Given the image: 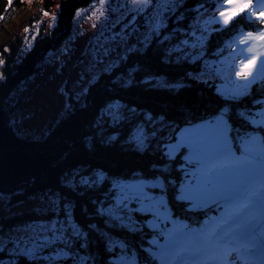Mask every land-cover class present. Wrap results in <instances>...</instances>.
<instances>
[{
	"label": "trees",
	"instance_id": "trees-1",
	"mask_svg": "<svg viewBox=\"0 0 264 264\" xmlns=\"http://www.w3.org/2000/svg\"><path fill=\"white\" fill-rule=\"evenodd\" d=\"M99 1L0 0V32L9 35L7 49H0L5 57L0 194L10 195L13 204L49 200L37 210L0 220V242L14 229L67 215L75 225V231L68 229L61 240L31 255L19 252L12 240L1 244L0 264H164L166 259L174 264L177 253L187 254L182 249L204 237L210 223L212 233L221 230L236 204L225 199L199 208L183 200L194 165L185 148L174 155L169 146L177 144L185 128L219 116L230 123L235 146L221 160L244 156L246 146L264 145V75L248 84L236 76L235 59L238 41L264 29L260 7L254 9L257 16L245 11L224 26L217 18L227 0H174L159 33L102 71L82 97L71 96L65 115L43 138L15 133L6 109L10 94L37 71L33 65L43 54L66 42L76 13ZM44 13H55L53 25L41 26L22 55V31L35 28ZM210 61H218L223 71L209 67ZM224 83H236L245 92L225 97L220 91ZM138 181L159 183L148 191L167 201L164 224L138 203L120 217L107 211L115 204L119 184ZM180 231H185L181 238H173ZM168 241L178 249L173 256L160 248ZM221 250L222 256L214 254L212 261L231 264L236 253L230 246ZM252 260L244 255L240 264Z\"/></svg>",
	"mask_w": 264,
	"mask_h": 264
},
{
	"label": "rangeland",
	"instance_id": "rangeland-1",
	"mask_svg": "<svg viewBox=\"0 0 264 264\" xmlns=\"http://www.w3.org/2000/svg\"><path fill=\"white\" fill-rule=\"evenodd\" d=\"M251 2L253 10L259 7L257 0H251ZM173 3L174 0H147L146 3L144 0H103V2L101 0L88 8L79 10L75 16L72 32L66 42L59 49L48 52L46 55L43 54L41 62L37 61L33 65V67H37V71L26 79H22L16 90L7 99L6 109L14 132L19 136L31 139L43 138L51 127L65 115L70 105L71 96L76 99L82 97L87 92L89 85L102 71L111 69L128 53L137 50L139 45L145 44L153 34L159 33L164 25L165 14ZM228 8L230 5L227 3L224 11ZM245 11L250 12L245 8L243 11L235 13L227 25L223 23L220 16L217 19L224 26H228ZM258 11L260 13L261 9ZM55 13H44L43 19L35 28L27 27L22 31L19 48L22 55L33 46L41 26L47 29L53 25ZM15 21L18 22V20ZM9 32L11 33V31ZM260 32H264V29L258 33H252V35L257 36ZM247 35L237 43L236 71L240 70L241 62L247 65L249 60L255 56L256 64L253 73L247 79L248 84H253L264 75V70L261 69V61H264V47H262L264 43L262 40L245 39ZM8 37L9 35L4 30L0 32V49H7L5 43ZM198 42L201 45L204 40H200L199 37ZM249 48H254V51L248 52ZM207 65L214 68L217 73L223 71V66H220L218 61H210ZM4 67L5 57L0 51V81L4 79ZM220 91L225 97H237L243 94L245 89L236 83H224L220 86ZM225 139L232 154L235 151V146L231 138V125L225 117L219 116L211 121L185 128L180 133L177 144L169 146L174 155L185 148L187 160L194 165L190 177L192 181L183 188L182 195L183 200L193 203V207L205 208L219 201L227 200L225 193L245 175L243 170L225 173L218 176L212 186L207 185L206 172L210 162L209 154L218 143H224ZM243 143H248V141L244 140ZM249 149L258 150L260 147L255 145ZM236 158L241 161L245 159L244 156ZM158 185L159 183L146 181L119 184L116 188L115 204L108 207L107 211L113 216L120 217L131 209L132 204L138 203L140 209L154 213L164 224L169 219L167 201L164 197H156L148 191L149 188ZM194 192L201 194L193 196ZM48 201L39 197L13 204L10 203V195L0 194V220L26 210H37ZM250 215L260 216L261 214L258 210H254ZM231 222V218L224 221L221 230H217L215 233L227 229ZM52 224H55L58 229L56 236L59 238L56 241L61 240L64 232L68 229L75 231L73 220L67 215L61 220L37 222L14 229L6 239L0 242V247L1 244L12 240L19 252L31 255L38 250L33 251L36 244L42 243L44 240V233L40 232L41 226L50 227ZM155 225L159 226L160 223ZM208 227L212 229L215 226L210 223ZM209 228L204 233V237L200 238L201 240L206 241L212 233ZM35 233L40 234V239L35 243H25ZM183 233L185 231L175 232L173 238L179 239ZM47 236L52 239V232H48ZM17 241H19V246H17ZM239 243H244V241H239ZM227 246L232 248L231 244H224L214 249L210 254H221V247ZM160 248L168 250L172 256L178 250L176 244L171 241L160 245ZM17 250L12 253L15 254ZM183 257L185 260L191 261L189 255L184 254ZM200 259L205 264H219L208 260L207 255L201 256ZM254 259L259 264V259ZM174 264H180V260L177 258ZM225 264L230 263L226 261Z\"/></svg>",
	"mask_w": 264,
	"mask_h": 264
},
{
	"label": "snow or ice",
	"instance_id": "snow-or-ice-1",
	"mask_svg": "<svg viewBox=\"0 0 264 264\" xmlns=\"http://www.w3.org/2000/svg\"><path fill=\"white\" fill-rule=\"evenodd\" d=\"M144 2L146 3L147 0H144ZM227 3L230 8L219 13L225 25L229 23L232 15L243 11L245 8L250 10V16H257V11L253 10L251 0H227ZM257 4L261 9L258 18L261 23H264V0H257ZM245 39L264 40V32H260L257 36L248 33ZM253 51L254 48L248 49V52ZM257 55H260V53H257ZM255 64V56L249 60L247 65L241 62L240 70L236 72V76L247 80L252 75ZM261 69L264 70V61H261ZM231 152L232 150L228 147L226 139L224 143H218L209 154L210 162L206 175L207 185L212 186L220 175L244 171L245 175L241 177L240 181L225 193L227 199L236 204V211L231 216L232 222L227 229L219 233H211L206 241L200 238L194 239L192 244L182 249V252L191 257V261L185 260L181 253H177L180 264H205L200 259L203 255H207L208 260H215L216 257L210 253L224 244H231V252L236 253L231 264H240L244 255L257 258L259 264H264V145H261L258 150H252L246 146L242 150L245 157L242 161L239 159L221 160V157L230 156ZM200 194L199 192L192 193L193 196ZM254 210H258L261 215H250ZM57 231L55 224L50 227L41 226L40 232L44 233V240L42 243L36 244L33 251L46 248L49 244L55 243L56 239L59 238L56 236ZM48 232H52V239L48 238ZM39 239L40 234L35 233L25 243H35ZM239 241H244V243H239ZM16 243L19 246V241ZM165 264H168V261H165ZM244 264H257V260L244 261Z\"/></svg>",
	"mask_w": 264,
	"mask_h": 264
},
{
	"label": "water",
	"instance_id": "water-1",
	"mask_svg": "<svg viewBox=\"0 0 264 264\" xmlns=\"http://www.w3.org/2000/svg\"><path fill=\"white\" fill-rule=\"evenodd\" d=\"M263 41V43H264V40H262Z\"/></svg>",
	"mask_w": 264,
	"mask_h": 264
},
{
	"label": "bare ground",
	"instance_id": "bare-ground-1",
	"mask_svg": "<svg viewBox=\"0 0 264 264\" xmlns=\"http://www.w3.org/2000/svg\"><path fill=\"white\" fill-rule=\"evenodd\" d=\"M222 251V250H221ZM222 258H224V257H222Z\"/></svg>",
	"mask_w": 264,
	"mask_h": 264
}]
</instances>
